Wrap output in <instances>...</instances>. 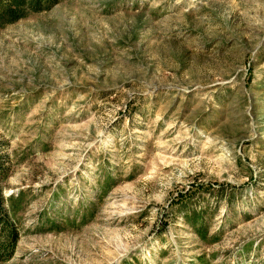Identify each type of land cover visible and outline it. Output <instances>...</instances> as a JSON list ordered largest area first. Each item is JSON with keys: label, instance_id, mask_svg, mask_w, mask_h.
<instances>
[{"label": "rangeland", "instance_id": "1", "mask_svg": "<svg viewBox=\"0 0 264 264\" xmlns=\"http://www.w3.org/2000/svg\"><path fill=\"white\" fill-rule=\"evenodd\" d=\"M0 154V264H264V0H59L0 28Z\"/></svg>", "mask_w": 264, "mask_h": 264}, {"label": "trees", "instance_id": "2", "mask_svg": "<svg viewBox=\"0 0 264 264\" xmlns=\"http://www.w3.org/2000/svg\"><path fill=\"white\" fill-rule=\"evenodd\" d=\"M59 0H0V28L25 18L29 13L47 10ZM5 156L0 154V262L9 260L13 256L14 249L19 240V227L15 218L11 215L18 209L20 194L16 197L4 196L3 182L7 176V165L4 164ZM184 219L193 230L204 237L198 227L197 218L184 214Z\"/></svg>", "mask_w": 264, "mask_h": 264}]
</instances>
